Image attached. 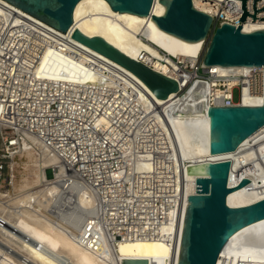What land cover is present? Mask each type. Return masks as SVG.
<instances>
[{
  "label": "built area",
  "instance_id": "2783aa9c",
  "mask_svg": "<svg viewBox=\"0 0 264 264\" xmlns=\"http://www.w3.org/2000/svg\"><path fill=\"white\" fill-rule=\"evenodd\" d=\"M192 1L212 16L213 26L224 22L240 25L244 31L248 21L264 23V0H246L248 15L244 20L242 0ZM0 10V180L24 143L35 140L57 157L58 165L51 166L49 173L61 167L63 196L74 198L76 192L70 188L74 185L95 198L92 207L77 209L71 215L77 213L81 218V230L76 232L88 250L110 256L118 242L126 239H160L173 245L172 233H163L162 226L170 224L172 209L181 214L185 196L174 188L178 174L173 170L171 143L141 144L137 139H126L132 131L124 128L121 86L103 85L94 92L91 86H77L37 72L46 50L62 51L64 43L72 44L71 35H60L48 24L2 3ZM202 46L193 62L157 47L159 55L142 49L136 59L159 72L155 67L158 63L166 66L168 73H162L177 82V98L194 80L207 82L210 105H237L245 95H263L262 67L234 66L223 71L218 65L201 66L205 40ZM235 89L239 91L237 100ZM216 91L223 94L216 96ZM98 116L111 119L122 131L117 142L107 138L110 129L95 125ZM149 121L156 126L152 118ZM146 132L156 136L158 130ZM168 162L169 167L164 165ZM4 180L10 184V178ZM3 184L0 181V188ZM0 224H4L1 219Z\"/></svg>",
  "mask_w": 264,
  "mask_h": 264
},
{
  "label": "bare ground",
  "instance_id": "6f19581e",
  "mask_svg": "<svg viewBox=\"0 0 264 264\" xmlns=\"http://www.w3.org/2000/svg\"><path fill=\"white\" fill-rule=\"evenodd\" d=\"M0 3L42 22L5 0H0ZM164 10L165 6L154 0L152 13L161 15ZM72 28H78L89 36L99 35L135 59L142 49L159 55L157 48H160L193 62L203 47L202 40L188 41L159 28L150 15L113 11L106 0H79L74 7ZM243 29H264V23L248 21ZM58 33L68 37L71 30ZM70 41L71 45L63 42L62 51L48 48L39 61L37 72L50 79L91 86L94 92L103 85L121 86L124 92L121 102L125 110L122 117L124 128L132 131L126 139L129 142L137 139L141 144L164 142L169 146L171 143L173 170L178 174L174 178V188L181 190L185 198L181 214L178 211L177 217L176 209H172L170 224H163L162 232H171L175 243L170 245L160 239H126L118 242L110 256L88 250L80 243L76 232L81 230V218L77 213L72 218L71 215L77 209L92 207L94 196L82 189H74V185L70 188L76 192L75 197L63 196L65 183L61 178V167L55 168L53 174L49 173L51 166L58 165L57 157L50 149L32 140L33 144L24 143V146L37 150L34 155L26 153L33 172L25 180V186L17 193L0 192V219L4 221L0 224V264H122L127 257L145 258L149 264H177L187 195L195 193V177L203 175L187 174L186 166L230 159L229 186L234 187L243 177L251 181L228 193V205H246L264 197V126L246 138L235 151L185 158L178 132L168 114L169 105L176 104L181 96L177 98L171 92L167 98H159L130 70L71 36ZM155 67L168 73L163 64L158 63ZM219 68L223 71L228 69ZM214 93L216 96L223 94L220 91ZM262 101V94L257 98L245 95L241 103L257 105ZM205 104L210 105L209 93H206ZM151 118L155 127L149 121ZM95 123L101 130H111L107 137L111 142H117L123 135L105 116H98ZM150 128L158 130L156 136L148 135L146 131ZM164 165L169 167V162ZM145 166L149 167L148 164ZM10 178L12 183L16 181L14 175ZM54 206H57L56 211ZM216 264H264V219L237 231L221 251Z\"/></svg>",
  "mask_w": 264,
  "mask_h": 264
},
{
  "label": "water",
  "instance_id": "95a60500",
  "mask_svg": "<svg viewBox=\"0 0 264 264\" xmlns=\"http://www.w3.org/2000/svg\"><path fill=\"white\" fill-rule=\"evenodd\" d=\"M62 33L130 70L159 98L178 90L177 82L132 58L99 35L89 36L73 26L79 0H5ZM113 11L150 15L159 28L188 41L206 40L201 66H259L263 68V101L257 105H208L207 82L194 80L168 114L178 132L184 156L235 151L264 126V29L242 31L229 23L213 26V18L192 0H159L161 15L152 13L154 0H106ZM244 20L248 12L242 0ZM253 18L255 15H252ZM231 160L222 159L186 166L195 177V193L187 195L177 264H216L221 251L239 230L264 219V197L231 206L229 192L247 185L248 177L229 186ZM122 264H149L145 258L127 257Z\"/></svg>",
  "mask_w": 264,
  "mask_h": 264
},
{
  "label": "rangeland",
  "instance_id": "374dc122",
  "mask_svg": "<svg viewBox=\"0 0 264 264\" xmlns=\"http://www.w3.org/2000/svg\"><path fill=\"white\" fill-rule=\"evenodd\" d=\"M205 44H206V40H205ZM238 97H239V91L238 89H235L234 98L237 100ZM27 152H30L32 153V155H34L37 152V150L35 149V147H27L26 145L25 146L23 145L14 163H11V165L9 163L10 169L7 170L3 176L4 179L5 178L7 179L10 178L11 175H14L16 181L12 183L10 178V184L8 185L5 184L4 179L3 180L1 179L0 181L4 183L3 187L0 188V192L2 194L17 193L25 186L26 183L25 180L33 172L31 168V162L29 160L30 158L27 157L26 155Z\"/></svg>",
  "mask_w": 264,
  "mask_h": 264
}]
</instances>
